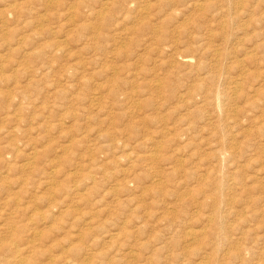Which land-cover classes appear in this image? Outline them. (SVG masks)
Wrapping results in <instances>:
<instances>
[{"label": "rangeland", "instance_id": "374dc122", "mask_svg": "<svg viewBox=\"0 0 264 264\" xmlns=\"http://www.w3.org/2000/svg\"><path fill=\"white\" fill-rule=\"evenodd\" d=\"M101 1L0 0V185L43 262L264 264V0Z\"/></svg>", "mask_w": 264, "mask_h": 264}, {"label": "bare ground", "instance_id": "6f19581e", "mask_svg": "<svg viewBox=\"0 0 264 264\" xmlns=\"http://www.w3.org/2000/svg\"><path fill=\"white\" fill-rule=\"evenodd\" d=\"M18 1V0H17ZM104 1V0H103ZM103 1H101V2H103ZM129 2H131V1H129ZM194 2V5H196L197 6V4H198V1H193ZM118 4V6L117 7H120V9H125V7H126V4L128 3H126L125 1H122V0H105V2H104V5H106L107 7H110V6H108V4H112V6H113V4ZM131 3H134V2H131ZM72 5V4H71ZM103 5V4H102ZM130 5V4H129ZM132 5V4H131ZM139 5V4H138ZM198 5H200V4H198ZM146 6V5H145ZM104 8H105V6H103ZM133 7H135V6H133ZM138 7H140V6H138ZM200 7V6H199ZM73 8H75V7H73ZM102 8V7H101ZM99 10H100V8H98ZM70 10V9H69ZM95 10V9H94ZM102 10V9H101ZM100 10V11H101ZM140 10V9H139ZM10 11V10H9ZM95 11H97V10H95ZM99 11V12H100ZM104 12V11H103ZM103 12H102V14H103ZM127 13H128V11H127ZM93 14V13H92ZM101 14V15H102ZM105 14V13H104ZM110 14V13H109ZM96 15V14H95ZM100 15V13H98V16ZM112 15V14H111ZM10 16V15H9ZM65 16V15H64ZM92 16H94V15H92ZM107 16V15H106ZM106 16L105 15H102V16H100L101 17V19H102V21H104V20H106V19H108V18H106ZM114 16V15H113ZM138 16V15H137ZM111 17V16H110ZM95 18H97V15L95 16ZM112 19V18H111ZM110 19V20H111ZM40 20V19H39ZM100 20V19H99ZM113 27H115V26H113ZM111 30V29H110ZM115 31V29L113 30V32ZM118 32V31H117ZM94 33V32H93ZM115 33V32H114ZM109 35H110V33H108ZM112 34V33H111ZM214 35V34H213ZM112 36V35H111ZM214 37V36H213ZM114 39H116V38H114ZM113 41V40H112ZM115 41V40H114ZM11 50V49H10ZM12 51V50H11ZM35 51V50H34ZM54 51V50H53ZM58 52V51H57ZM215 52V51H214ZM14 53V52H13ZM216 53V52H215ZM216 54H219V51L216 53ZM179 56L180 55H182V54H178ZM177 55V56H178ZM21 56V55H20ZM28 57V56H27ZM188 57V55L187 56H183V57H180V58H182V61L184 62V63H188V62H190V57L189 58H187ZM33 58V57H32ZM177 58H179V57H177ZM18 59H20L19 57H18ZM17 59V60H18ZM23 59H25V58H23ZM134 59H136L135 57H134ZM192 59V58H191ZM41 60V59H40ZM107 60V59H106ZM37 61V60H36ZM97 61V60H96ZM133 61V60H132ZM135 61V60H134ZM175 61V60H174ZM20 62V61H19ZM23 62V61H22ZM173 62V61H172ZM134 63H136V61L134 62ZM18 64V63H17ZM26 64V63H25ZM131 64V63H130ZM174 64H175V62H174ZM78 65V64H77ZM132 65V64H131ZM173 65V64H172ZM171 65V66H172ZM133 68V67H132ZM102 70H104V69H102ZM101 70V71H102ZM132 70V69H131ZM36 71V70H35ZM115 72V71H114ZM113 72V73H114ZM98 73V72H97ZM135 74V73H134ZM36 79V78H35ZM78 79V78H77ZM81 79V78H80ZM214 79V78H213ZM78 81V80H77ZM80 81V80H79ZM78 81V82H79ZM86 81V80H85ZM150 81H153V80H150ZM149 81V82H150ZM17 83V82H16ZM156 83V90L158 91V89L160 90V89H162V87H163V85H161V84H158L157 82H155ZM154 83V84H155ZM160 83V82H159ZM214 84V83H213ZM25 87V86H24ZM40 87V86H39ZM28 88V87H27ZM108 88V87H107ZM110 88V87H109ZM154 88V87H153ZM20 89V88H19ZM62 89V88H61ZM151 89V88H150ZM154 89V90H155ZM237 89V85H235V90ZM109 90V89H108ZM111 90V89H110ZM50 91V90H49ZM112 91V90H111ZM159 92V91H158ZM162 92H163V90H162ZM161 92V93H162ZM119 93V92H118ZM160 93V92H159ZM61 94V93H60ZM6 95V94H5ZM215 98L214 99H219L220 98V96H219V94L218 93H216L215 94ZM9 98V97H8ZM212 98V97H211ZM213 99V100H214ZM68 100V99H67ZM216 103H217V100L215 101ZM4 104V103H3ZM68 104V103H67ZM132 104V103H131ZM19 106V105H18ZM137 106V105H136ZM25 110V109H24ZM4 113V112H3ZM14 126V125H13ZM11 127V126H10ZM5 136V135H4ZM80 138V137H79ZM13 142V141H12ZM71 145V144H70ZM73 145V144H72ZM153 150V149H152ZM149 151V150H148ZM17 152V151H16ZM33 153V152H32ZM147 154V153H146ZM146 154H144V155H146ZM149 155H150V153H148ZM152 154V153H151ZM143 155V156H144ZM135 156V155H134ZM147 156V155H146ZM152 157V156H151ZM140 158L142 159V157L140 156ZM144 158H145V156H144ZM147 158V157H146ZM154 159V158H153ZM144 160V159H143ZM147 160V159H146ZM48 161V160H47ZM148 162V161H147ZM50 163V162H49ZM52 163V162H51ZM153 163V162H152ZM31 164V163H30ZM29 164V165H30ZM85 166V165H84ZM54 171V170H53ZM30 172V171H29ZM91 174V173H90ZM24 175V174H23ZM15 176V175H14ZM6 178V177H5ZM17 178V177H16ZM24 178V177H23ZM35 178V177H34ZM4 179V178H3ZM19 179V178H18ZM38 179V178H37ZM161 178H159V180H160ZM20 181V180H19ZM51 182V181H50ZM91 182V181H90ZM160 182V181H159ZM19 183V182H18ZM4 184V183H3ZM15 184H16V182H15ZM18 185V184H17ZM17 185H14V186H17ZM219 185V184H218ZM29 186V185H28ZM222 186V185H221ZM1 187H3V186H1L0 185V264H47V263H44L43 262V256H44V254H43V250H42V248H41V245H40V243L42 242V240H43V235H42V233L40 232V231H38L37 229H36V226H31V224L32 223H35L34 221L35 220H37L38 219V214L40 213H38V210H40V209H38V207H37V204L39 203L38 201L39 200H31V201H29V202H27V204H26V202H24V201H22V199L24 198V194L23 193H21V192H11V191H7L6 189H4V188H1ZM7 187V186H6ZM18 187H19V185H18ZM25 187H27V186H25ZM223 187V186H222ZM227 189V188H226ZM33 190V189H32ZM40 190V189H39ZM48 190V189H47ZM34 191V190H33ZM56 192V191H55ZM79 193V192H78ZM51 194V193H50ZM73 194V193H72ZM72 194H71V196H72ZM26 195V194H25ZM36 195H37V193H36ZM53 195V194H52ZM41 196V195H40ZM44 197H45V195H44ZM51 198V197H50ZM26 199V198H25ZM32 199V198H31ZM27 200H28V197H27ZM51 200V199H50ZM50 200H48V201H50ZM213 200V199H212ZM74 201V200H73ZM89 201V200H88ZM215 201V200H214ZM44 205H46L45 204V202H44ZM43 205V206H44ZM212 205H213V203H212ZM220 205V204H219ZM226 205V204H225ZM230 205H231V203H230ZM42 206V207H43ZM41 207V208H42ZM196 207V206H195ZM220 207V206H219ZM233 207V206H232ZM29 208H32V210H31V213L30 214H28V212H27V209H29ZM165 209V208H164ZM216 209H218V208H216ZM228 210H229V208H227ZM232 209V208H231ZM165 211V210H164ZM173 211V210H172ZM199 211V210H198ZM175 212V211H174ZM212 212V211H211ZM166 213H167V211H166ZM169 214L171 213L170 211L168 212ZM225 213V212H224ZM232 213V212H231ZM55 214V213H54ZM195 214V213H194ZM222 214V213H221ZM94 215H96V214H94ZM171 215V214H170ZM172 215H173V213H172ZM211 215V214H210ZM213 215H214V213H213ZM236 215V217H237V213L235 214ZM41 216V215H40ZM119 216V215H118ZM160 216V215H159ZM205 216V215H204ZM208 216V215H207ZM206 216V217H207ZM234 216V215H233ZM24 217H26L25 219H23ZM93 217V216H92ZM169 217V216H168ZM209 218H212V215L211 216H208ZM54 217H52V219H53ZM176 218V217H175ZM193 218V217H192ZM216 217L215 216H213V219H215ZM55 219V218H54ZM118 219H119V217H118ZM208 219V218H207ZM120 220H121V217H120ZM187 220H188V218H187ZM201 220V219H200ZM218 220V219H217ZM220 220V219H219ZM113 221V220H112ZM125 221V220H124ZM172 221V220H171ZM208 221V220H207ZM209 222V221H208ZM121 223L122 222H120V225H121ZM124 223V222H123ZM122 223V224H123ZM185 223V222H184ZM188 223V222H187ZM223 223V222H222ZM183 224V223H182ZM186 224V223H185ZM116 225V224H115ZM165 225V224H164ZM206 225V224H205ZM204 225V226H205ZM224 225V224H223ZM234 225V224H233ZM104 226H106V225H104ZM122 226V225H121ZM208 226V225H207ZM230 226V225H229ZM40 227V226H39ZM49 227V226H48ZM51 227V226H50ZM223 227V226H222ZM231 227V226H230ZM51 228H54V225L51 227ZM190 228H192V227H190ZM203 228V227H202ZM205 228V227H204ZM45 229H47L46 227H45ZM225 229H226V227H225ZM197 230V229H196ZM195 230V231H196ZM179 231V230H178ZM189 231V230H188ZM202 231V229H200V232ZM185 233H186V231H184ZM193 232V231H192ZM189 233H190V231H189ZM203 233V232H202ZM213 233V232H212ZM184 234V233H183ZM193 234V233H192ZM214 234V233H213ZM55 235V234H54ZM171 235V234H170ZM179 235V234H178ZM186 235V234H185ZM190 235H191V233H190ZM56 236V235H55ZM188 236V235H187ZM182 237H183V235H182ZM185 237V236H184ZM213 237V236H212ZM187 238V237H186ZM195 237L194 236H192V239H194ZM216 238V237H215ZM223 238V237H222ZM227 238V237H226ZM188 239V238H187ZM212 239V238H211ZM241 239V238H240ZM256 239V238H255ZM51 240V239H50ZM185 240V239H184ZM195 240H196V238H195ZM224 240V239H223ZM226 240V239H225ZM229 240V239H228ZM231 240V239H230ZM203 241V240H202ZM258 241V240H257ZM260 241V240H259ZM114 242V241H113ZM184 242V241H183ZM190 242V241H189ZM188 242V240H187V243H189ZM194 241H192V243H193ZM226 242V241H225ZM224 242V243H225ZM50 243V242H49ZM49 243H47V244H49ZM215 243V242H214ZM213 243V244H214ZM217 243V242H216ZM43 244H45V243H43ZM185 244V243H184ZM194 244H195V242H194ZM230 244V243H229ZM54 245V244H53ZM178 245H179V243H178ZM181 245V244H180ZM179 245V246H180ZM199 245V244H198ZM231 245V244H230ZM166 246V245H165ZM187 247H189L188 245H186ZM194 246V245H193ZM100 247V246H99ZM126 247V246H125ZM130 247V246H129ZM190 247H191V245H190ZM197 247V246H196ZM215 247V246H214ZM88 248V247H87ZM116 248V247H115ZM127 248V247H126ZM125 248V250H127ZM183 248V247H182ZM219 248V247H218ZM49 249V248H48ZM128 249H130V248H128ZM183 249H185V248H183ZM189 249V248H188ZM185 249V250H183V251H185V255L187 254V253H191V254H196L195 252H193V250H192V248L191 249ZM226 249V248H225ZM228 249V248H227ZM248 248H246V247H238V248H236V250H235V252H234V254L233 253H231L230 255H232V257L235 259L238 255H240L241 254V252L243 251H245L246 252V250H247ZM50 250V249H49ZM93 249H91V251H92ZM98 250V249H97ZM123 250V249H122ZM121 250V251H122ZM124 250V251H125ZM134 250V249H133ZM229 250V249H228ZM249 250V249H248ZM130 251V250H129ZM129 251H128V253L127 254H129ZM182 251V252H183ZM207 251V250H206ZM205 251V252H206ZM224 251H226V250H224ZM50 252V251H49ZM82 252V251H81ZM193 252V253H192ZM232 252V251H231ZM90 253V252H89ZM93 253V252H92ZM123 253H126V252H123ZM122 253V254H123ZM131 253H132V251H131ZM134 253V252H133ZM132 253V254H133ZM229 253V252H228ZM50 254V253H49ZM101 254V253H100ZM120 255V256H122L123 257V255ZM127 254H126V256H127ZM136 254V253H135ZM170 254V253H169ZM198 254V253H197ZM196 254V255H197ZM226 254H227V252H226ZM244 254V253H243ZM256 254V253H255ZM258 254V253H257ZM256 254V255H257ZM48 255V254H47ZM57 255V254H56ZM83 255H85V254H83ZM82 255V256H83ZM134 255V254H133ZM133 255H130L131 257L133 256ZM224 255V254H223ZM245 255V254H244ZM251 255V254H250ZM88 256V255H87ZM136 256V255H135ZM200 256V255H199ZM201 256H202V254H201ZM204 256H206V255H204ZM203 256V257H204ZM50 257V256H49ZM80 257V256H79ZM118 257V256H117ZM130 257V258H131ZM166 257H168V256H166ZM170 257V256H169ZM181 257V256H180ZM187 257V256H186ZM227 257V256H226ZM231 257V258H232ZM241 257V256H240ZM74 258V257H73ZM128 258V257H127ZM202 258V257H201ZM219 258V257H218ZM224 258V257H223ZM257 258V257H256ZM49 259V258H48ZM66 259H67V257H66ZM86 259V258H85ZM168 259V258H167ZM181 259V258H180ZM228 259V258H227ZM226 259V260H227ZM252 259V258H251ZM54 260V259H53ZM68 260V259H67ZM106 260H108V259H106ZM110 260V259H109ZM109 260H108V262H109ZM129 260V259H128ZM152 260V259H151ZM150 260V261H151ZM165 260V259H164ZM200 260V259H199ZM207 260V259H206ZM216 260V259H215ZM52 261V260H51ZM81 261V260H80ZM85 261V260H84ZM148 261V260H147ZM239 261V260H238ZM83 262V261H82ZM90 262V261H89ZM88 262V263H89ZM203 262H204V260H202L201 259V261H198L196 264H203ZM231 262V261H230ZM66 263H68V262H66ZM70 263V262H69ZM68 263V264H69ZM79 263V262H78ZM126 263V262H125ZM134 263V262H133ZM234 263V262H233ZM111 264V263H110ZM124 264V263H123ZM141 264H142V262H141ZM150 264V263H149ZM165 264V263H164ZM167 264V263H166ZM193 264H195V262L193 263ZM244 264V263H243ZM254 264H256V263H254Z\"/></svg>", "mask_w": 264, "mask_h": 264}]
</instances>
